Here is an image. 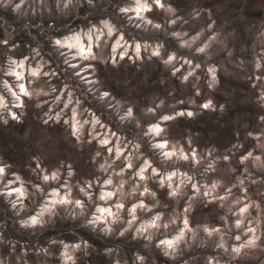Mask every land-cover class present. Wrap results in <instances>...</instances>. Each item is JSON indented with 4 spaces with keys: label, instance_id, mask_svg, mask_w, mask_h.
Instances as JSON below:
<instances>
[{
    "label": "clouds",
    "instance_id": "clouds-1",
    "mask_svg": "<svg viewBox=\"0 0 264 264\" xmlns=\"http://www.w3.org/2000/svg\"><path fill=\"white\" fill-rule=\"evenodd\" d=\"M100 3L0 0L23 21L0 16V127L27 134L28 117L44 133L58 126L91 170L78 175L65 158L49 168L38 152L24 165L26 179L0 158V197L30 235L79 221L77 229L139 248L125 255L113 243L97 252L73 228V240L57 234L29 244L0 221V264H90L93 254L110 264H264V0H187L186 10L172 0H122L114 16L78 15ZM145 64L165 75L152 81L161 92L139 104L116 97L99 74L134 76ZM201 118L231 125L223 148L195 142L201 133L191 125ZM221 163L227 180L215 175ZM210 205L213 219L194 215Z\"/></svg>",
    "mask_w": 264,
    "mask_h": 264
},
{
    "label": "rangeland",
    "instance_id": "rangeland-1",
    "mask_svg": "<svg viewBox=\"0 0 264 264\" xmlns=\"http://www.w3.org/2000/svg\"><path fill=\"white\" fill-rule=\"evenodd\" d=\"M122 0H101L100 4H97L95 8H80L78 9V15H83L85 12H90V19L95 20L96 18L109 14L114 16V9L112 4L120 3ZM176 7L181 10H186L188 4L187 0H172ZM107 7V12H102L101 8ZM248 15H253L252 11H248ZM53 13V17H54ZM154 19L159 20V13H151ZM0 16H3L5 19L12 21L19 27L22 20L14 19L10 13L6 10H0ZM71 20V16L68 17ZM67 21L63 18L56 20L57 24H64ZM81 21L76 20L73 23H79ZM45 25L47 20L44 21ZM7 27V25H5ZM2 29H0V34H2ZM150 38L160 37L162 34H147ZM21 42L26 41V37L23 33L17 37ZM42 39V38H41ZM132 69L126 71L118 72H105L100 70V76L103 78L104 86L112 91V93L122 99V100H132L137 104L143 103L141 98L147 97L150 93L161 92V89L158 85L153 84L152 81L156 80L158 75H165L161 72L156 64H145L140 73H136L134 76L131 74ZM115 81H127L125 84H116ZM222 87H226V84L222 82ZM134 89V91H133ZM217 99H220L219 97ZM99 111H104V106L102 104L94 105ZM240 111L239 108L235 109L234 112ZM234 114V113H233ZM231 115L226 117V121L231 119ZM108 113L105 112V117L107 118ZM181 126H174L173 132H180ZM24 128H27L29 131L27 134L21 133V126H17L14 123H10L7 128L0 127V158L5 161L10 162L13 167L9 171H18L26 179L31 178L29 174L24 171V165L28 162V157L37 154L41 155V158L45 165L49 168L56 165L57 161L61 158L70 159L73 162L74 167L77 169L78 175L90 174L91 170L88 165L84 163L86 156L84 153H77L74 149L69 148L67 143L63 140L61 129L53 127L48 129L47 133H44L40 126L36 124L31 117H28L25 120L23 125ZM191 127L200 131L201 135L195 138V142L201 146H204L209 143H215L218 147L223 148L231 136V125L224 128H219L218 125H213L211 120L208 118H201L196 123L192 124ZM126 133H131V125H126L123 129ZM86 151H90V148ZM220 178L225 180L228 179V176L225 172V166L223 163L218 165L217 173L215 174ZM215 205H210L208 208L198 207L196 213L194 214L197 217H202L204 213L211 212L212 215L209 216V219H213L215 214ZM15 217L13 214L8 211V205L3 201V198L0 197V221L5 222L7 228V234L14 236L21 241L27 240L29 244L33 241L40 243L41 245L45 244L47 238L50 236H56L60 234V238L66 240H73L74 237L68 236L67 231L70 228L75 229L77 232L81 233L85 238H87L93 245L96 246L97 252L100 248L105 246H110L113 243H119L122 248V252L125 255H129L133 249L139 248L140 242H131L129 240L121 239L120 241H111L103 240V238L94 236L90 234L85 229H77L75 225L79 223L68 222L63 220H58L55 225H49L43 230H38L35 236L30 235L27 230H20L14 224ZM53 252L57 251V248L54 246L51 249ZM201 251V250H197ZM204 252H209L210 249H204ZM155 254V253H154ZM31 259V257H29ZM90 264H110V262L102 255L93 254L89 257ZM51 264H56L55 261H52Z\"/></svg>",
    "mask_w": 264,
    "mask_h": 264
}]
</instances>
